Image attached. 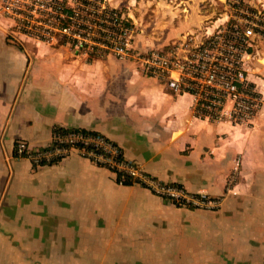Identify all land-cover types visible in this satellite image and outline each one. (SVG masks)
Masks as SVG:
<instances>
[{
  "label": "crops",
  "instance_id": "1",
  "mask_svg": "<svg viewBox=\"0 0 264 264\" xmlns=\"http://www.w3.org/2000/svg\"><path fill=\"white\" fill-rule=\"evenodd\" d=\"M133 17L142 52L187 30ZM73 50L14 40L0 23V264H264V100L251 124L209 121L137 60ZM255 51L264 98V39ZM56 126L98 131L155 177L221 206H177L75 151L39 167L15 155L18 139L49 145Z\"/></svg>",
  "mask_w": 264,
  "mask_h": 264
},
{
  "label": "built area",
  "instance_id": "2",
  "mask_svg": "<svg viewBox=\"0 0 264 264\" xmlns=\"http://www.w3.org/2000/svg\"><path fill=\"white\" fill-rule=\"evenodd\" d=\"M80 1L18 0L15 13L20 17L15 20L22 28L20 33L54 46L58 39L65 43L60 46L68 44L96 58L114 55L135 59L147 74L175 93L190 94L195 116L235 125L253 122L264 98L261 86L253 79L250 61L256 56L253 50L257 42L264 39V8H248L244 16L204 39L186 35L165 48L142 52L134 46L135 23L127 13L107 0H89L88 6ZM67 6L75 12L68 25L64 13ZM10 37L21 38L12 33ZM73 151L111 171L120 184L143 185L177 206L210 210L221 206L220 198L192 193L182 184L155 177L98 131L56 126L49 145L35 148L18 139L14 147L15 155L29 159L34 167L56 163Z\"/></svg>",
  "mask_w": 264,
  "mask_h": 264
},
{
  "label": "rangeland",
  "instance_id": "3",
  "mask_svg": "<svg viewBox=\"0 0 264 264\" xmlns=\"http://www.w3.org/2000/svg\"><path fill=\"white\" fill-rule=\"evenodd\" d=\"M18 0H0V23L10 33L17 34L23 39L31 41L36 38L20 33V28L15 18ZM114 7H120L127 13L132 21L133 14L138 19L139 25L146 28H159L165 24L167 18L176 20L178 25L186 22L187 30L183 32L182 39L190 35L196 39H204L207 35L218 31L223 25L234 22L244 16L243 13L251 6L244 0H107ZM261 8V7H260ZM133 12V14H132ZM130 13V14H129ZM136 28V26H135ZM165 28L164 26L162 27ZM59 38V37H58ZM61 39V37H60ZM60 46L63 41L54 40ZM59 42V43H58ZM71 47V45L66 44ZM71 49H74L71 47ZM75 50V49H74ZM73 50V51H74Z\"/></svg>",
  "mask_w": 264,
  "mask_h": 264
},
{
  "label": "trees",
  "instance_id": "4",
  "mask_svg": "<svg viewBox=\"0 0 264 264\" xmlns=\"http://www.w3.org/2000/svg\"><path fill=\"white\" fill-rule=\"evenodd\" d=\"M91 2L89 1V0H81L80 1V4H82V5H86V6H88L89 4H90ZM80 8V7H79ZM80 10H82L81 8H80ZM112 10H114V9H112ZM64 13L67 15V19H65V23L68 25V24H70L71 23V17L74 15V9L72 8V7H70V6H67V7H65L64 8ZM89 13V12H88ZM82 19H86V18H84V17H82ZM77 21H81V17L79 16L78 18H77ZM79 28H84L83 27V25H80V27ZM62 44H65V43H62ZM93 58H96L94 55H90V59H93ZM60 131H65L64 129L62 130H60Z\"/></svg>",
  "mask_w": 264,
  "mask_h": 264
}]
</instances>
